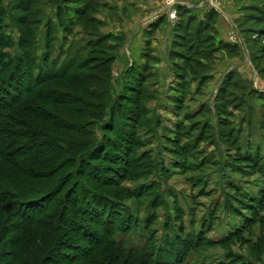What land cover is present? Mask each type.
<instances>
[{
  "label": "rangeland",
  "instance_id": "obj_1",
  "mask_svg": "<svg viewBox=\"0 0 264 264\" xmlns=\"http://www.w3.org/2000/svg\"><path fill=\"white\" fill-rule=\"evenodd\" d=\"M185 1L190 10L218 13L219 28L236 42H216V19L202 34L198 21L183 31L189 24L178 12L168 21L177 26L174 36L161 24L157 38L150 36L155 42H131L133 30L152 17L143 7L149 0H0V71L6 84L13 74L19 81L12 86L22 92L38 77L45 53L46 73L70 63V79L41 85L67 104L28 97L23 105L86 132H75L77 143L73 131L21 120L68 142H60L59 150H39L36 157L8 160L5 184L20 193L43 190L77 174L79 166L84 174L67 188L78 182L81 191L118 204L116 228L96 227L98 249L84 259L86 245L79 248L67 232L59 236L24 224L14 208L0 205V264H170L156 258L155 248L161 247L178 251L177 264H264V0H213L218 10L198 7L208 0ZM165 36L174 42H156ZM155 54L165 61L158 63ZM24 59L26 65L14 71ZM130 62L150 67L137 68L145 80L137 93L127 89L134 75L125 73L135 65ZM176 70L189 88L179 86ZM193 76L204 78L196 92ZM174 96L181 102L172 101ZM76 98L85 101L71 103ZM196 109L201 112L194 114ZM108 126L113 129L104 132ZM120 135L132 142L122 156L125 166L106 147H117ZM100 142L108 155L96 152L91 159ZM50 154L51 160L42 161Z\"/></svg>",
  "mask_w": 264,
  "mask_h": 264
},
{
  "label": "trees",
  "instance_id": "obj_2",
  "mask_svg": "<svg viewBox=\"0 0 264 264\" xmlns=\"http://www.w3.org/2000/svg\"><path fill=\"white\" fill-rule=\"evenodd\" d=\"M215 17L216 12H214L213 10L208 12L203 21L197 22L195 26L196 31L199 32V34H202L201 30L206 29L209 26L211 27V23ZM195 22L196 20L194 18H189L187 22L189 25L181 29L183 31L184 29H191V25H193ZM199 36L201 40L202 36ZM114 37L117 38L116 36ZM217 43L226 47L220 42ZM219 45L217 47H219ZM112 58L113 56H111L110 60H108V64L106 66L108 72L110 71V69H112L109 66V64L113 62ZM47 59V53L43 54L42 60L44 65H42L40 69H37L38 71L41 70L38 74V77L35 79V81H32L33 83L28 82L22 92H19V89L15 88V86H12L13 82L17 83V81H19L18 78L11 74L6 84L4 77H2V72L0 71V205H7V207L9 206L11 208H14L13 211L15 213V218L21 220V222H23L24 224H37L42 229V231L56 233V235L58 234L59 236L63 232H67L66 238H68L69 236H73L74 238H76L77 242L79 243V248L82 247V245L80 244L86 245V252L85 254L81 255V258L84 259V257L90 256L92 251L98 249L97 242L95 243V228H98L99 226L101 228L102 226H104L105 231H108L111 228L112 230H114L117 226V223L115 221L112 225V219L116 216V211H118V204H116L115 202H111V199H106L105 197L97 195L96 193H91V191H81V187L78 182H74L71 188H67V185L73 181V178H77V175L84 174L85 169H80L78 168V166L77 174H71V176L67 178H59L58 181H55L53 185H50L46 189H34L25 193L15 192L4 182L6 178L10 177V173L7 171L8 160L13 158L16 159L15 157L17 156H28L30 158L31 156L36 157L38 156L37 154L39 150H42L44 148H58L59 150L60 144L68 142V139H64L62 137L47 134L44 132L42 133L34 127H29L31 125L28 124L27 126L26 123H21V120H36L39 123L45 124V126L49 128L59 127L73 131L74 137L71 140L77 143L79 142V137L75 136V132L78 133L79 136L86 134L84 129H82L81 131V128H69L68 124L58 123V121L55 122L56 119L52 117H46L45 119L42 118L33 110L35 108L32 107L31 104H28L26 106L23 105V103L28 97L40 98V101L44 102L49 101V103L54 104V106L56 107H62L63 105L67 104L63 99L59 98L58 95H55L53 93H46L45 90H47L48 88L41 87V85L45 83L50 84V82H52V79L57 77H59V80L70 79L71 77L68 76H70L69 72L71 71V64L67 63L63 67L61 66V68H59L58 70L46 73L45 70L47 65L45 64ZM27 61L28 60L25 59L19 60V64H15L13 70L19 72L18 70L21 69V65L25 66ZM137 68L148 71L150 67L148 66V64L144 63L142 65H134L127 68V71L125 72L127 76L132 72L134 73V75H131L130 77L131 81L129 80L127 84V89L136 93L138 92V89H135V87H142V82L145 81L144 77L139 73L140 70ZM40 73H43V75ZM179 73L180 72L178 71L176 72V78L178 80L179 86L183 85L185 88H189V82L186 78L183 80V77H181ZM225 78L221 85H224V83L226 82ZM81 80L89 81L90 77L87 78V76H84V78L82 77ZM190 80L197 82V88L195 92L197 91V89H201L204 80L203 77L193 76ZM41 92H43V94H41ZM180 99L173 98L172 101L178 103L181 102L179 101ZM81 101L76 98L73 99L71 103L79 104L78 102ZM90 105L93 106V104ZM98 105L99 104L94 106ZM126 112L133 115V112L131 110H128ZM199 112H201V110ZM21 115H25V119H21ZM110 129L112 130L113 126L112 128L110 127ZM110 129L108 126L103 131H109ZM66 137H71V135H66ZM62 139H64L65 141H61ZM115 143H117V147L112 143L107 144L108 146L106 147L116 150L117 154L115 155L119 158V162L117 160H115L114 162L121 166H125L127 160H125V163L124 161H121L122 156L128 153V148L132 146V142L131 140H129V138L125 137L124 135H120L118 141L116 140ZM81 145L82 142H80V147ZM103 148L104 143H98L97 146L94 148L95 151L89 154L90 158L96 157V152L105 153V155L107 156V151L105 152ZM121 152L123 154H121ZM44 155L46 156V153H41L40 156ZM114 157L115 156L113 155V160ZM47 159L43 158L42 161L47 162L51 160V154L47 157ZM81 161L79 158L78 163ZM82 163L85 165V161H82ZM109 182L110 181L107 180L105 184L113 185ZM78 192L79 195L77 194ZM109 237L111 239V234L108 236V238L103 240H109ZM120 245H122V243H120ZM165 250V247H161L160 249L155 248L156 258L158 256V258L160 257V260L163 257L166 263L177 264V258H175V256H177L178 251L170 249L165 252ZM166 254L167 258H165ZM75 258L79 259V257ZM244 264L250 263L246 262Z\"/></svg>",
  "mask_w": 264,
  "mask_h": 264
},
{
  "label": "crops",
  "instance_id": "obj_3",
  "mask_svg": "<svg viewBox=\"0 0 264 264\" xmlns=\"http://www.w3.org/2000/svg\"><path fill=\"white\" fill-rule=\"evenodd\" d=\"M152 1L153 0H149V5H144L143 6L144 8H146L147 15H150L152 17L150 18L149 21H146L147 25H144V26L142 25L140 28H136V29L133 30L134 32H132L131 42H137V43L138 42H142V43H144V42H148V43L149 42H155L152 39L153 37L150 38V36H152L153 33L155 35V30H156L157 26H159L161 24L165 25L164 27H166V25H167L168 29H170L169 32H171V35H173V32L175 30L174 28L177 27V26L176 25L174 26V24L168 23L169 19H168L166 10H165V6L163 4H160V3L153 4ZM175 2H176L175 9L178 12V16L177 17H182L183 16V18H186V22H188L189 18H194L198 22L199 21H203L205 19L206 14L211 11V10H204V11L201 12L199 10H190V8H187L189 6L190 2L185 1V0H176ZM192 15H194V16H192ZM219 16L220 15L218 13H216V17L214 18V20L216 19V22H215V31H216V35H217L216 36V42H220V43H223V44L226 45L227 42H231L229 40L230 37L228 36L230 33L228 34L226 28H224V29H222V27L219 28L220 23H219V21L217 19V17H219ZM179 20H180V18H179ZM179 20H178V22H179ZM214 20L211 23V25H213V26H214V24H213ZM228 24H229V26H231V23L228 22ZM169 25L172 26V27H170ZM145 34H146V37H148V38L144 37ZM156 35H155V38H157ZM156 42H174V40H173L172 37L168 40V38L166 39V36H165L163 40H161V41L157 40ZM142 47L143 46H141L139 48V50L142 49ZM153 57H154L155 60L158 61V63L160 62V64L165 61V60H163V58H161L160 55H156L155 54ZM131 63L137 65V63H135V62H130V64ZM144 63L145 62H143V64ZM192 83H196V88H197V82L192 81ZM172 98H176V97L174 96ZM176 99H178V98H176ZM199 105H203V104H199ZM199 105H198V107H199ZM198 107H197V109H198ZM197 109L194 110V113H196L198 111Z\"/></svg>",
  "mask_w": 264,
  "mask_h": 264
},
{
  "label": "built area",
  "instance_id": "obj_4",
  "mask_svg": "<svg viewBox=\"0 0 264 264\" xmlns=\"http://www.w3.org/2000/svg\"><path fill=\"white\" fill-rule=\"evenodd\" d=\"M165 4L166 5H164V6H165V10H166L168 19L169 20L175 19L177 16V11L175 9V5H176L175 0H168V1H166ZM188 7H191V6H188ZM198 7H208V8L214 9V10L215 9L218 10V5H216L213 0L205 1V3L200 4V6H198ZM236 40H237V37L232 35L230 38V41L236 42Z\"/></svg>",
  "mask_w": 264,
  "mask_h": 264
}]
</instances>
